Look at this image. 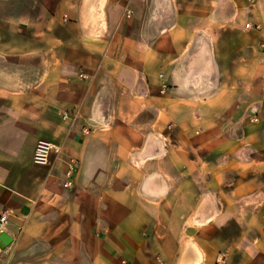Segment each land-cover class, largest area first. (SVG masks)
Wrapping results in <instances>:
<instances>
[{
	"label": "crops",
	"instance_id": "obj_1",
	"mask_svg": "<svg viewBox=\"0 0 264 264\" xmlns=\"http://www.w3.org/2000/svg\"><path fill=\"white\" fill-rule=\"evenodd\" d=\"M5 211L0 264H264V0H0Z\"/></svg>",
	"mask_w": 264,
	"mask_h": 264
},
{
	"label": "built area",
	"instance_id": "obj_2",
	"mask_svg": "<svg viewBox=\"0 0 264 264\" xmlns=\"http://www.w3.org/2000/svg\"><path fill=\"white\" fill-rule=\"evenodd\" d=\"M133 16L132 10H127L125 17L127 19H131ZM68 117V114L65 116ZM86 130V129H85ZM62 152V148L60 145H57L49 140L39 139L36 145V149L34 152L33 163L38 167H47L51 166L53 160L58 158ZM65 188H71L73 183L71 181H67L64 184ZM9 220L8 212L5 211L0 216V223L4 224ZM3 234V230L0 229V235Z\"/></svg>",
	"mask_w": 264,
	"mask_h": 264
},
{
	"label": "water",
	"instance_id": "obj_3",
	"mask_svg": "<svg viewBox=\"0 0 264 264\" xmlns=\"http://www.w3.org/2000/svg\"><path fill=\"white\" fill-rule=\"evenodd\" d=\"M10 242H11V240L7 234H1L0 235V247L7 246V245H9Z\"/></svg>",
	"mask_w": 264,
	"mask_h": 264
}]
</instances>
